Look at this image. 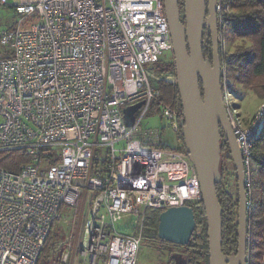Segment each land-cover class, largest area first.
Here are the masks:
<instances>
[{"label": "built area", "instance_id": "obj_1", "mask_svg": "<svg viewBox=\"0 0 264 264\" xmlns=\"http://www.w3.org/2000/svg\"><path fill=\"white\" fill-rule=\"evenodd\" d=\"M12 6L18 20L0 33L9 53L0 59V154L22 151L29 162L18 173L0 168V264H37L67 207L86 210L80 254L90 264H137L149 209L196 210L202 201L184 145L170 148L158 131L138 133L157 83L177 84L176 74L145 68L174 49L164 0ZM223 7L218 0V16ZM231 95L225 89L249 194L264 103L246 121ZM139 104L129 127L125 110ZM161 119L180 134L176 109L164 105Z\"/></svg>", "mask_w": 264, "mask_h": 264}, {"label": "water", "instance_id": "obj_2", "mask_svg": "<svg viewBox=\"0 0 264 264\" xmlns=\"http://www.w3.org/2000/svg\"><path fill=\"white\" fill-rule=\"evenodd\" d=\"M179 1L165 0V11L183 110L180 124L183 145L198 174L207 219L209 264H250L246 172L222 87L218 0H185L184 21ZM205 27L212 39V63L203 53ZM140 107L141 104L125 110V121L129 127L134 125L135 114ZM221 131L227 140L238 181V249L233 255L225 254L222 249V207L216 189L222 181ZM196 227L195 211L191 207L169 208L159 216L158 237L169 244L184 247L190 243Z\"/></svg>", "mask_w": 264, "mask_h": 264}, {"label": "trees", "instance_id": "obj_3", "mask_svg": "<svg viewBox=\"0 0 264 264\" xmlns=\"http://www.w3.org/2000/svg\"><path fill=\"white\" fill-rule=\"evenodd\" d=\"M183 1H179L180 8ZM222 1L224 7L218 19L223 90L225 92L227 89L232 93L231 90L241 87L252 91L264 103V0ZM226 45L230 46L229 50H226ZM202 46L204 57L212 63L213 45L210 31L206 27L204 28ZM161 73L163 75L176 74L174 61L164 66ZM157 85L162 102L154 101L155 104L158 106L159 103H163L165 106L172 107L183 117L177 84L160 81ZM221 135L222 161L220 171L222 181L217 184L216 189L222 207V249L225 254H235L238 249V181L223 131H221ZM179 138L184 144L181 130ZM28 162L27 154L22 151L0 154V168L12 173H18L22 166ZM254 174L258 177V185L255 183V187L258 189L261 187L263 191L260 195L258 193L256 197L253 195ZM230 178L234 180L235 192L230 190ZM251 181L252 190L248 194V200L252 201L249 212L251 237L248 246L249 261L250 264H264V124L253 144ZM194 211L197 227L190 243L184 247L172 245L159 239L158 224L162 210L155 212L153 218L146 221L149 223L150 233L153 234L154 240L157 239L166 245L178 247L187 256L186 264H209L208 225L202 201L199 202V208L194 209ZM56 240L57 235L53 230L37 264H64L62 261L63 250L61 252L57 250ZM170 258V262L173 264V255Z\"/></svg>", "mask_w": 264, "mask_h": 264}, {"label": "rangeland", "instance_id": "obj_4", "mask_svg": "<svg viewBox=\"0 0 264 264\" xmlns=\"http://www.w3.org/2000/svg\"><path fill=\"white\" fill-rule=\"evenodd\" d=\"M16 3L20 4L24 0H9V5L0 6V33L13 27L18 20V14L13 6ZM230 46L226 45V50H229ZM8 49L0 45V59L8 56ZM174 61L173 51L165 52L158 63H147L145 68L151 73L159 76H163L161 70L164 66ZM232 91V101L237 106L241 113V116L246 118V121L250 120L255 114L257 108L263 103V100L259 99L252 91L245 90L243 88H237ZM155 102H162L160 91L157 87V96ZM153 103L149 113L145 116L141 128L138 133L145 132L144 130L158 131L159 137L163 144L169 145L172 149L179 148V143L182 141L178 139L179 135L173 132L168 123L162 121V111L164 108L163 103ZM247 117H249L247 119ZM231 162V161H230ZM254 187L253 195H259L263 193L262 188H256L255 183L258 185V177L254 174ZM230 190L235 192L234 180L229 179ZM256 199V198H254ZM86 210L73 207H67L64 210L63 218L56 224L54 233L57 235V250L62 253V261L64 254H69V260L64 264H90V258L84 257L80 254V249L83 243V225L85 219ZM155 212H161L160 210L149 209L147 212V218L152 219ZM156 240V241H155ZM154 240L153 234L150 233L149 223L146 221L143 240L141 248L138 254L137 264H171L170 256L173 255V264H186L187 256L184 252L180 251L178 247L169 246L157 239ZM96 264H104V262H97Z\"/></svg>", "mask_w": 264, "mask_h": 264}, {"label": "flooded vegetation", "instance_id": "obj_5", "mask_svg": "<svg viewBox=\"0 0 264 264\" xmlns=\"http://www.w3.org/2000/svg\"><path fill=\"white\" fill-rule=\"evenodd\" d=\"M185 1V0H184ZM184 1L182 2V5H181V14H182V20L184 21L185 17H184ZM229 255H233V254H229Z\"/></svg>", "mask_w": 264, "mask_h": 264}, {"label": "crops", "instance_id": "obj_6", "mask_svg": "<svg viewBox=\"0 0 264 264\" xmlns=\"http://www.w3.org/2000/svg\"><path fill=\"white\" fill-rule=\"evenodd\" d=\"M249 117H247V119H248ZM181 144V142L179 143V145Z\"/></svg>", "mask_w": 264, "mask_h": 264}, {"label": "bare ground", "instance_id": "obj_7", "mask_svg": "<svg viewBox=\"0 0 264 264\" xmlns=\"http://www.w3.org/2000/svg\"><path fill=\"white\" fill-rule=\"evenodd\" d=\"M164 4H165V0H164Z\"/></svg>", "mask_w": 264, "mask_h": 264}, {"label": "clouds", "instance_id": "obj_8", "mask_svg": "<svg viewBox=\"0 0 264 264\" xmlns=\"http://www.w3.org/2000/svg\"><path fill=\"white\" fill-rule=\"evenodd\" d=\"M177 76V75H176ZM225 97V96H224Z\"/></svg>", "mask_w": 264, "mask_h": 264}]
</instances>
